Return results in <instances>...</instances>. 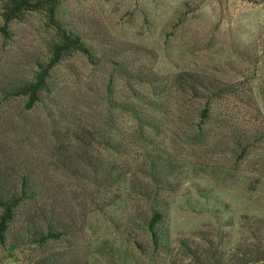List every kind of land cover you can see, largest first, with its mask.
Listing matches in <instances>:
<instances>
[{
  "label": "rangeland",
  "instance_id": "1",
  "mask_svg": "<svg viewBox=\"0 0 264 264\" xmlns=\"http://www.w3.org/2000/svg\"><path fill=\"white\" fill-rule=\"evenodd\" d=\"M6 7L0 0V87L32 79L48 62L57 25L77 34L93 57L67 53L51 71L52 93L33 111L25 110L24 98L0 99L6 181L17 184L25 165L39 193L19 208L0 243V264H264V0H57L52 18L43 5L7 25ZM119 64L154 73L162 88L190 72L229 90L212 107L204 128L209 140L201 147L190 136L204 99L180 102L165 94L163 111L146 109L159 124L149 130L147 148L157 190L144 188L149 179L139 169L146 149L132 138L133 120L113 109L139 105L131 100L137 85L118 74ZM21 112L42 131L39 141H24ZM47 113L64 122L53 130ZM107 115L122 130L117 153L103 149L98 133L83 132L87 125L99 128ZM51 132L72 144L77 172L59 167L55 140L44 141ZM245 138L251 147L240 153L235 143ZM78 140L85 149H77ZM36 145L42 147L31 157L21 148ZM47 201L53 223L66 229L36 245L24 223L40 219ZM155 203L163 213L164 244L157 248L146 228Z\"/></svg>",
  "mask_w": 264,
  "mask_h": 264
},
{
  "label": "trees",
  "instance_id": "2",
  "mask_svg": "<svg viewBox=\"0 0 264 264\" xmlns=\"http://www.w3.org/2000/svg\"><path fill=\"white\" fill-rule=\"evenodd\" d=\"M56 4L57 0H37L35 2H31V0H7V7L2 15L4 23L7 25L27 8L43 5H47V11L52 18L57 10ZM56 31L58 39L50 49L48 62L45 65L40 64L37 66V70L32 79L26 80L15 86L0 87V99L3 97L8 99L9 96L12 98H24L25 110L33 111L36 105L44 101V99L52 93L49 84L51 71L62 62L63 57L67 53L79 52L89 59L93 57L90 47H88L77 34L72 31H67L61 25L56 26ZM117 70L120 71L118 74H120L121 77L127 81H133L134 85H137L136 89H132L131 100L139 105L132 103H115L113 109L120 110L133 120L135 126L132 138L139 141L141 145L143 144V148L146 149L144 162L142 164L143 168L139 169L141 175L149 179V182L145 184L144 188L148 191L147 185L150 184L154 190H157V188H159L156 187L159 184V178L154 168L156 165L155 162L150 159L147 148L151 146L149 130L155 131L159 128V124L156 121L157 117L154 116V113H148L146 109L159 112L163 111L166 103V101H164L165 94L166 98L172 95L176 99L179 98L180 102H183L185 97H190L191 101L204 99L205 102L199 114V126H197V129L192 133L193 135L190 136V142L197 147H201L205 145L206 140H209V138H207L209 133L205 132L204 128L206 125H211L209 118L212 116V107L215 101L226 96L229 90L219 86L215 87L212 82L205 81L204 76L190 72L179 74L175 82H173V85L168 88H162L160 87L162 83L158 81L160 77L156 76L154 73H147L141 70L129 71L123 64H119ZM144 90H147L148 94H145ZM162 98L163 102L159 103ZM170 107H172V105ZM59 111L61 113L63 112L61 108H59ZM18 116L20 118L19 132L24 138V141H32L33 138L35 141H39L42 131L35 129L36 124L27 114L23 115L21 112ZM60 116V119L55 121L51 113L45 114V118L53 130H56V122H64V118H62V115ZM118 127L119 125L115 122L113 117L107 115L99 128H95L94 126L89 127L87 125V127L83 129V132L89 137H94V135L98 133L99 137L97 138L102 143L103 149L117 153L120 143L119 141L115 143V141L117 139V133L122 132ZM67 130L66 128V131ZM64 136V138H67L66 135ZM44 138L45 142H49L51 139L55 140L56 147L54 146L53 150L61 157L59 160L57 158L59 167L67 174H73L76 170L71 169L74 166V159H72L73 156L70 154L72 144H62V139H60L55 132L45 133ZM43 147L46 148L44 145ZM250 147V142L246 138L235 143V149L239 150L240 153H245ZM21 148L24 153L28 152V157L33 156V153L38 154L40 151L37 145L34 150L31 147L28 149L27 147L21 146ZM82 148L85 149L84 144H82L81 140H78L77 149ZM8 162L9 158L7 163L0 164V243H4L6 233L12 225L22 204L24 202H33L39 195L37 191L38 185L31 179L32 174L25 165L22 167V174L17 177V184L7 183L6 172L9 171V169L4 172L1 166L8 164ZM110 174L111 172L109 170H105L103 177L108 179L110 178ZM45 205L49 206V208L44 212L42 211L40 219L35 218L38 222L34 217H30L29 220L24 223V229L28 238H31V241L36 245L45 244L52 239L59 238L65 233L66 229L65 224L53 223L52 203L47 201ZM160 206L161 204L155 203L157 209L154 208V210H152L151 217L146 222V228L155 248L164 244L162 231L159 228L163 217V213L158 209Z\"/></svg>",
  "mask_w": 264,
  "mask_h": 264
}]
</instances>
